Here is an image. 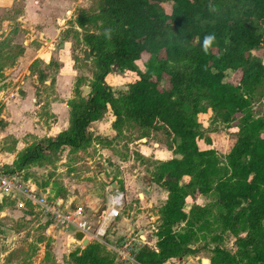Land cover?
<instances>
[{
    "label": "trees",
    "instance_id": "16d2710c",
    "mask_svg": "<svg viewBox=\"0 0 264 264\" xmlns=\"http://www.w3.org/2000/svg\"><path fill=\"white\" fill-rule=\"evenodd\" d=\"M96 9L98 33L84 38L96 62L90 93L71 102L67 129L25 147L6 172L87 147L92 123L106 114L114 126L122 118L137 128L162 124L173 157L157 163L152 181L167 196L158 208L155 248L143 247L139 264H166L191 251L196 232L208 226L209 209L194 202L186 211L185 204L209 193L218 199L221 232L233 234L237 248L231 253L216 246L210 264H264V118L252 107L264 81V63L252 54L264 49V0H96ZM90 21V14H81L77 24ZM5 45L0 40V61L12 63L22 49L5 57ZM114 65L136 74L118 95L105 84ZM228 70L239 73L237 81L225 80ZM203 103L222 122H235L236 139L224 163L212 148L199 147ZM71 258L72 264H115L99 242Z\"/></svg>",
    "mask_w": 264,
    "mask_h": 264
},
{
    "label": "rangeland",
    "instance_id": "374dc122",
    "mask_svg": "<svg viewBox=\"0 0 264 264\" xmlns=\"http://www.w3.org/2000/svg\"><path fill=\"white\" fill-rule=\"evenodd\" d=\"M62 1L68 5L66 10L70 11L58 23L54 6ZM39 8L44 9L45 19H36L35 13ZM98 12L96 0H0V40L7 43L3 53L5 57L12 56L17 54L18 48L22 49L12 63L0 61V65H3L0 70V170L13 169L17 148L23 150L67 129L71 102H77L90 93L91 89L83 97L82 87L91 88L96 62L84 38L87 33H98L101 24ZM81 14L91 16V21L83 28L77 24ZM45 25L50 30L43 34ZM56 28H61L59 37H55ZM50 41L57 44L56 55L51 54L54 46L50 45ZM41 45H45L46 52L50 53L47 61H44L45 58L33 59L36 48ZM85 48L88 49V61L82 59ZM252 54L260 57L264 63V49L252 51ZM137 66L144 70L141 61H137ZM135 77V73L115 70L106 75L105 84L118 95L127 89L126 84ZM238 78L239 73L226 72L225 80L237 81ZM202 107L205 111L198 117L202 136L199 147L212 148L224 163V157L236 139L235 122H222L205 103ZM252 107L256 116L264 118V81L253 94ZM18 108L19 111L15 112ZM113 120L114 117L106 114L103 119L92 123L93 138L87 147L49 156L20 173L22 179L30 180L38 187L37 192L48 191V196L61 197L64 201L72 199L75 204L82 203L86 218L94 230L100 225V213L95 212L106 208L107 197L113 190L124 191V183L129 182L130 193L121 210L123 216L131 208H138L144 197L147 200L151 198L146 186L157 184L152 181L157 163L173 157L172 139L164 125L157 123L153 129H144L137 128L124 118L114 126ZM7 124L11 132L18 134L17 139L12 134H2ZM138 184L141 186L139 190ZM141 188L145 190V196L139 192ZM163 196L158 195L146 209V217H152L144 226L147 232H151L147 234L150 247H155L154 231L159 223L158 208L166 199ZM21 197L15 193L1 204L0 264H72L71 254L82 249L74 244L66 248V234L70 232L55 230L52 235H46L44 216L27 203L24 209L20 208L17 203L22 201ZM194 202L209 209L208 226L196 232L189 245L190 252L166 264H201L202 258L210 259L216 246L231 253L237 249L235 236L227 231L221 232L216 213V194L187 199L185 210L188 211ZM115 222H110L106 232L112 230Z\"/></svg>",
    "mask_w": 264,
    "mask_h": 264
},
{
    "label": "built area",
    "instance_id": "2783aa9c",
    "mask_svg": "<svg viewBox=\"0 0 264 264\" xmlns=\"http://www.w3.org/2000/svg\"><path fill=\"white\" fill-rule=\"evenodd\" d=\"M20 173L0 170V198H12L15 193L22 196V201H19L17 205L24 209L27 203L41 216H44L43 224L48 223L44 229L45 234L49 235L52 231L60 230L70 232L73 238L74 232L80 230L84 237L98 240L106 233L102 228L103 223L110 222L120 215L124 194L115 190L108 196L106 208L100 211L98 220L100 225L94 230L86 219L82 204H75L70 210L71 204L66 205L63 198L48 196V191L37 192L38 187L30 180L22 179ZM147 237L148 235H135L112 243L99 241L113 253L115 264H139L136 259L138 252L143 247L155 248L150 247Z\"/></svg>",
    "mask_w": 264,
    "mask_h": 264
},
{
    "label": "crops",
    "instance_id": "0c3cea01",
    "mask_svg": "<svg viewBox=\"0 0 264 264\" xmlns=\"http://www.w3.org/2000/svg\"><path fill=\"white\" fill-rule=\"evenodd\" d=\"M63 2V3H62ZM62 2H57V4H55L54 8H55V13L57 15V19H58V23H60L63 18H64V15H67L66 12L68 13V11H70L69 9L66 10V7H68V5L65 4L64 1ZM65 4V5H64ZM59 5H61L59 7ZM29 10H32L31 8H29ZM64 10V11H63ZM44 9L43 8H39L38 9V12L35 13L37 14V17L36 19H45V13H44ZM65 12V13H64ZM28 15H31V14H28ZM53 27V25H51ZM61 29V28H60ZM60 29H54L57 34L55 33V37H59V34H60ZM46 30H50V27H48L47 25H45L43 27V34H45V31ZM47 41V40H46ZM50 45H53L54 47V51L51 52L52 55H56L58 53L57 51V44H51V41H50ZM26 50H29L26 48ZM46 46L45 45H41L38 49L36 48V55L34 56L35 58L33 59H36L37 57L40 58V59H43L45 58L44 61H47V57L50 56V53H47L46 52ZM42 53V54H41ZM26 54V52H25ZM9 111L11 112V108H9ZM15 112H18L19 111V108L18 109H15L14 110ZM8 116H10L9 112L7 113ZM9 124H7L4 128V131H3V135L4 134H7V135H14V137L17 139L18 138V134L16 132H11L10 128H9ZM16 148V147H15ZM14 148V149H15ZM13 149V150H14ZM22 149H18L16 150V154H18ZM129 182L126 181L124 183V191L123 190H117V191H120L124 194V201H123V205H124V202L128 199V196H129V188H128V184ZM139 187L140 184H138V190H139ZM131 188V186H130ZM146 189H147V192L149 193V196L151 197L149 200L145 199V197L143 198V201L141 202L140 206H138V208H131L130 211H128L127 214L121 216V210L123 208V206L121 207L120 209V215L115 218L114 220H112L113 222H115V226L112 228V230L110 232H106V229L108 227V225L110 224V222H105L103 223L102 225V228L103 230L106 232L104 236H102L101 239H92V238H88L89 239V242L88 244L92 243V242H99L101 243L99 240L103 241V242H107V243H112L113 241H120L122 240L123 238L125 237H130V236H143V235H147V234H150L151 232H147V230L145 229L144 226H146L149 222H150V219H152V217H146V214H147V207H150L153 203V200H156L157 196L158 195H164L163 199L166 198V191H164L159 185L157 184H151L149 186H146ZM131 191V190H130ZM143 191V192H142ZM144 191L143 188H141V190L139 192H141V194L143 196H145L144 194ZM115 192V190H113V193ZM113 193H110V194H113ZM109 194V195H110ZM138 196L140 195V193H137ZM108 195V196H109ZM108 198V197H107ZM8 198H4V199H1L0 200H6ZM65 200V199H63ZM66 205L68 204H73L75 202H73L72 199H68L66 201H63ZM80 203V202H79ZM77 204V203H76ZM82 204V203H81ZM106 205H107V202H106ZM83 206V204H82ZM102 210V209H101ZM100 212H95V214H99ZM121 216V217H120ZM87 217V216H86ZM87 219V218H86ZM88 220V219H87ZM59 232V231H58ZM60 233H66V232H63V231H60ZM47 235V234H46ZM52 235V234H51ZM53 236H55L53 234ZM66 237H67V244L68 246L66 248H69L71 247L70 245L71 244H74L75 247L76 245L78 247H80L82 250L86 247V246H82L81 242H78L74 239V237L72 238V234L68 233L66 234ZM73 242V243H72ZM87 244V245H88ZM102 245H104L103 243H101ZM105 249H107L106 245H104ZM82 250L78 251L77 253L80 254L82 252ZM67 251H70V250H67ZM109 251V250H108Z\"/></svg>",
    "mask_w": 264,
    "mask_h": 264
},
{
    "label": "water",
    "instance_id": "95a60500",
    "mask_svg": "<svg viewBox=\"0 0 264 264\" xmlns=\"http://www.w3.org/2000/svg\"><path fill=\"white\" fill-rule=\"evenodd\" d=\"M84 61H88L89 60V54H88V49L85 48L83 51V58ZM116 70V66H112V71ZM120 73V72H119ZM90 87L89 86H83L82 87V96L84 97L86 95V93L88 91H90ZM75 206V203L71 204L70 210ZM74 239L77 240L78 242H81L82 246H86L89 242V239L84 237V234L82 231L80 230H76L74 232ZM186 264H193L191 262H187ZM201 264H210V261L208 258H202L201 259Z\"/></svg>",
    "mask_w": 264,
    "mask_h": 264
}]
</instances>
